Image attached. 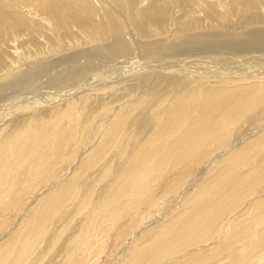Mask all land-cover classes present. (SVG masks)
I'll use <instances>...</instances> for the list:
<instances>
[{"label": "bare ground", "instance_id": "6f19581e", "mask_svg": "<svg viewBox=\"0 0 264 264\" xmlns=\"http://www.w3.org/2000/svg\"><path fill=\"white\" fill-rule=\"evenodd\" d=\"M3 1L4 0H0V43L4 44H8L11 41H15V43H24L27 40L28 43H35L36 40L33 39L34 36H46V32H50L57 38L59 41L58 46L61 48V45L66 44L68 40L71 42V39L74 38L73 30L78 28L83 30L85 36L91 38L92 42L96 44L95 50H97V56L103 59L110 58L113 60L119 58H128L129 56H141L150 61L149 62L147 60V64L150 65L151 63L150 67L152 66V71L154 68L158 67L152 62H163L161 59L163 56L169 58L175 55V53H185V51L191 52V50L204 51L205 48H209L214 44H219L224 49H233L239 54H248L253 49L264 50V13H262L264 8V0H205L207 7L206 9L202 8V12L205 13V20L215 19L220 22L221 28L217 30H202L200 27L202 20L192 14L193 6L195 4L198 5V2L203 0H97L99 3L98 6H95V3H93L91 0H29L33 5L28 10V15H30L32 18L25 16V14L21 17L19 15L20 13L18 14L17 12L14 15L6 13L4 16H2L4 9L7 8L4 6ZM7 1H13L18 6L19 2L22 3L21 0ZM23 1L26 2L27 0ZM11 2L8 4V6L11 5ZM144 3H146V6L141 7V5ZM236 10L241 13V23L246 25V32L244 33H239L232 30V16ZM174 11L180 13L179 19H175L176 24H179L180 30L177 35L172 36L174 38L169 37L168 39L156 37L149 40L142 38L145 37L144 35L147 34V30L151 26H156V30H161L162 27L166 25L169 18H171V15ZM195 30L199 31L194 33ZM175 38L179 40V44L175 43V41H177ZM20 39L22 41H19ZM85 54L86 53H83V55ZM223 56H215L216 58L210 57L206 59L202 58V61L198 60L196 62H192V65H197L196 68H198L201 64L202 66L203 64L208 65V68H206L204 65V70L201 69L203 67L199 68L200 71L197 70L195 72L193 70L195 74L190 80L188 79L190 74L192 75L193 71H187L186 68L179 69V67H176L178 70L175 68V70H171L172 73L175 71L182 73L179 75L181 76L180 85L174 86V80L172 81L170 77L164 78L163 75L156 73L159 70L158 68L154 73H151L152 71L150 70L151 74H149V76L141 79L135 78V81L142 85L140 89L141 95H138L135 99L132 98L133 100L131 99L129 102H127V105L124 104L126 106L123 108L124 111L120 109L117 111L115 110L113 116L108 117L107 120L104 119L106 121H103V119L98 121L101 124L100 126L105 125L103 127H105L106 132L109 134L108 140L113 141L111 143L107 141L108 143L106 142L100 144L99 146H95L93 152L88 155L85 160L82 161V163L81 160L84 157L80 155L78 157V161L80 163L76 164V166H74L72 169L70 179L59 189L54 190L45 200V202L41 204V206L37 207V205H35L33 208H31L29 217L31 218L33 215L31 222L33 221L32 223L34 226L32 227L34 228L33 230L30 228L31 230L29 231L34 232L29 233L28 230L23 232L22 229L25 227H21L22 229L18 227L17 231H22L20 234L21 236H18L21 238L24 237L25 242L22 238L24 242V248L23 246L21 247L23 248V252L22 249H20L22 252L21 257H16L17 260L13 259L14 262L16 261L15 264H21V259L26 258V255L35 249L36 241L34 238H32V236L36 235L38 237L39 233L37 232H39V223H46V225H43L44 227L47 225V227H49L52 224L51 227L54 225L52 230L55 229L57 222H59L56 218L57 210L65 206L72 196L74 198V194H76L80 189L82 190L85 188L86 182L94 175L93 171H97V169L101 167L100 173L102 172L106 182L105 184L100 185L99 188H102V190L107 188L102 194L103 203L104 200L107 202L105 203V205L107 204L106 206L103 205L105 210L102 212L106 214L109 212V214L112 215L109 217V221L111 220V223L108 224V226H106L104 221L95 225L96 230L94 231L93 236L94 239H96L97 232L100 233L101 236L106 231L108 233V231L118 224L119 220H121L123 217V211L124 213L126 211L125 214L127 216H129L132 212H135L136 214L139 212V210L142 212V206L144 203L146 204L145 201L148 200H146L147 196L145 195H151V192H154L153 190H155L154 188L152 189V187L157 186L159 182H164L163 176L165 174V176H168L172 173H175V171L178 169L177 167H179L181 164L189 162V160L191 161L195 157L197 158V155H199L202 149L205 147L211 148L212 145H218L222 148L226 146L227 142H229V140L232 139V136L234 137L235 135L233 131H235V129L239 126H245L247 123L250 124L253 129H250V131L249 129L247 130L249 132L242 138L244 141H237L238 143H236V145L234 144L227 154L220 153L217 157H215V159L211 157L214 160L210 162L208 167H204V169H202L200 172L197 170L199 172L197 178L199 179L197 180L196 178L195 180H192L195 183L193 185L190 184L193 189L195 188V191H193L194 194H192L189 198H185L188 191L186 192L184 187L182 188V186L175 184L170 186V189H167L168 191L163 193L164 200H168L170 197L173 199V197L176 196V201L178 199H182L184 201V198L185 201L186 199H188L187 201H191L189 211H185L183 218L177 216L178 218L175 219L174 212L177 210V208H175L177 205L174 208H168L169 210L166 211V205L160 204V202L158 203L160 205L158 206L157 210L154 211L160 215L162 213L161 210H165L163 215H160L161 217L159 216V218H154V220H152L153 215L148 214L147 212L144 217H142L143 214L139 215L140 212L137 214V216L139 215L140 221L142 218H145L146 220L150 219L149 224H144L143 228H141V231L139 232H137L139 225L129 229L132 230L130 236L135 233V237L134 239L129 240L130 245L127 247V249L124 247L121 252H119L121 257L119 263L117 264H177L178 262L184 261L186 258L191 257L192 254H197L203 251H209L208 255H205L206 257L204 260L202 259L203 261L200 263L191 262V264H264V229H261V232L255 234L256 225L264 226V68H262L263 70H257L255 68L239 69L237 68L239 61L237 58ZM187 62L189 63V61ZM257 63L258 62H256V64ZM148 65H146V67H148ZM231 65H233V67H231ZM80 66L82 65L80 64ZM67 67L68 66L65 68L68 71ZM171 67L173 68V66ZM8 68L11 70V64L3 56H0V74L5 72ZM45 68L46 67H44V69ZM62 68L63 66L61 69ZM205 69H207V71H205ZM104 70L102 71L104 72L103 74L102 72L97 75L95 73V76L92 80L94 81L93 85L96 83V79H100L97 82L99 83L102 80V76L106 75ZM8 73L11 75L10 71ZM21 73H19V76H21ZM58 74L61 75L60 73ZM230 74L238 76L233 86H229L230 82L225 81L223 84H221V87L225 84L229 88L224 87L217 91H204V83L206 84L209 81H215L221 78V76L225 77L229 76ZM251 74H255L254 76H257L255 84L244 85L240 83L243 80L241 79L242 76H248ZM126 75L127 79L131 76V74L130 76H128V74ZM22 78L23 77H21V79ZM18 79H20V77H18ZM47 79L48 78H46V80ZM195 79L198 80L195 81ZM92 81L89 82L91 83ZM194 81L198 83L195 84L197 85L198 89H193V87L190 86ZM7 84H3L2 89H6V86L8 87ZM75 86L76 85L69 87L71 89L66 88V92H72L75 90ZM173 86L175 87L174 90H167L169 87ZM10 87L12 89L13 85ZM91 88L92 86L90 87V91ZM87 89L89 88L81 87L79 90L82 91L78 92L83 93L84 91H87ZM188 91H190L189 94ZM75 92H72L71 95H74L73 93ZM191 94H193V97ZM35 103L37 102H34V104ZM68 107L69 108H67L64 113L61 112L64 114V116L62 115L58 117L59 119L57 118V120L60 121L55 124L57 128L54 130L55 132L53 131V140L50 139L52 138V133H50V130L42 129L40 138L41 141L38 143V145L41 146L40 149H52L54 151L55 146L62 147L64 145L66 134L72 129L70 123L66 124L67 116L68 118H72L73 122H77L75 118L71 117L70 105ZM11 110H13V108L10 109V111ZM6 115H8V113ZM241 128L243 129V127ZM147 130L149 133H151L150 137L147 139L146 136L145 138L141 139V135L143 137L146 132L148 134ZM30 133L29 130L26 132V134ZM21 134L22 133H19L17 137H15L13 144L18 143V141L22 139ZM93 135L94 133H91L90 139H92ZM33 138L35 141V136ZM100 140L101 139H99V141ZM54 141L57 143L55 146ZM43 144L46 145L45 148L42 146ZM77 144L81 145V142L78 141ZM1 145L2 144H0V172L1 168L2 170H6L1 166L2 164L5 162H11L10 157L6 156L8 152L6 147L7 144L4 151V146ZM239 145L244 146L239 149L237 148ZM15 148L16 145L12 151ZM125 148L127 149L125 150ZM215 148H217V146ZM19 152H21V150ZM84 153H86V151ZM40 154L43 155L44 151L43 154L42 152ZM40 154L38 155L40 156ZM212 154H214V152L211 153V155ZM29 155L32 156L31 154ZM52 155L53 156H48L47 154L50 159L44 160L43 158V162L52 160L51 157H55L53 153ZM248 158L249 161H251V167L243 173L237 172L238 170L236 168L241 166L242 163H244ZM53 161L55 162V160ZM202 162L200 163L201 165L204 164V162L203 164ZM12 165L10 164V166ZM40 165L42 167V164ZM211 165H213V167L217 166L222 169L216 178L211 176L208 172V168L211 167ZM47 166H49V164ZM33 167V169H37L35 166ZM13 169V167H7V172L0 173L1 192L4 191L2 189L3 187L10 188V185H7L8 181H6V179L8 177H12L14 172ZM37 170H39V168ZM31 172L33 173V171ZM87 173L88 176H86ZM89 173L93 175H89ZM112 173L114 176L111 178L109 174L111 175ZM191 173L192 175L195 174L193 172ZM234 173L235 175H233ZM43 174L45 175V172ZM187 174L188 173H186V175ZM116 176L117 181H114ZM47 177H49V175ZM226 178H229V180H227L225 185V181L223 184L217 183L220 180ZM97 179H99V177ZM184 180L188 181L185 178ZM10 182L11 181L9 180V183ZM99 182L100 181L98 180V183ZM94 185H89L86 187L91 188L93 194L97 190V185L99 184L95 185V187ZM121 186L122 188L125 186L127 190H125V192L121 191ZM113 189L114 193L111 197L113 198L115 193H118L119 198H117L114 203H111V197H108V191L113 192ZM61 190L62 192H60ZM1 192L0 194H2ZM90 194L92 193L90 192ZM155 194L156 193H154L152 197ZM159 198L163 197L161 196ZM150 201L153 203L154 200ZM246 201H248V206L242 209ZM110 203L112 205H110ZM147 204L145 206L149 207L148 210H151L150 205L148 204L149 206H147ZM109 205L111 206V210H109ZM134 206H137L138 209L134 210ZM180 207L181 206H179L178 210L184 207V205H182L181 208ZM112 208L115 211H112ZM36 209L37 211L35 214H32ZM250 209H253L251 213L249 212ZM148 212L150 213V211ZM170 214L172 216L170 223H173L166 226L163 221L167 217H170ZM150 216L151 218H147ZM133 219H131L130 222H132ZM225 220L228 221L226 222L225 226L220 229L221 224H223ZM261 220L263 221L261 222ZM60 221L62 220L60 219ZM94 222L96 221L94 220ZM162 222L163 224L158 228L159 223ZM25 224L22 226L28 225V223L27 225ZM158 230L160 231L159 234L157 233ZM154 231H156V235L153 234ZM231 231L233 233H231ZM13 232L14 231H12V233ZM40 233L42 234V230ZM22 234L27 235L23 236ZM40 235L39 238L43 237L42 239H45L43 234L41 237ZM16 237L17 236H14L12 239L14 240ZM26 237H31V240L27 239ZM137 238L143 241L136 249H133L134 247H132V245H134L133 243L136 242ZM257 238L258 240L256 241ZM226 240L228 242L225 245ZM103 244L102 242L101 244L99 243L96 251H100ZM1 247L3 248V251L0 252V264H5L2 259H5V257L8 256L4 255L3 252L12 247H10V245L8 247L7 244L2 245ZM39 253L42 254V252ZM178 253L185 254L175 258V255ZM7 259H9V257ZM27 261L28 260H26V262Z\"/></svg>", "mask_w": 264, "mask_h": 264}, {"label": "rangeland", "instance_id": "374dc122", "mask_svg": "<svg viewBox=\"0 0 264 264\" xmlns=\"http://www.w3.org/2000/svg\"><path fill=\"white\" fill-rule=\"evenodd\" d=\"M21 1H22V3L18 1L19 2V6H18L13 1L11 2V1L4 0L3 1L4 6L7 8L4 9L2 16H4L6 13L14 15L17 12L18 14L20 13L19 15L21 17L24 16V14H25V16H29V18H32L30 15H28L29 14L28 10L32 7L33 4L29 0H27L26 2L23 0H21ZM91 1L93 3H95L94 4L95 6L99 5L97 0H91ZM10 2H11V5L8 6V4ZM145 6H146V3L141 5V7H145ZM206 7H207V3L205 2V0L199 1L198 5L195 4L193 6V13L192 14L194 16H196L197 18L202 20V23L200 26L201 29L202 30L203 29H206V30H211V29L215 30L216 29L217 30V29L221 28V23L218 22L217 20H215V19H209V20L206 19L205 20V17H204L205 13L202 12V8L206 9ZM262 13H264V8L262 10ZM179 17H180V13L174 11L171 15V18H169L166 25H164L161 30H156V26H154V27L151 26L148 28L147 34L144 35L145 37H142V38L145 40L153 39L156 37H163V38L169 39V37L177 35L179 33L180 27H179V24H176L175 19H179ZM232 18H233L232 30L237 31L239 33L246 32V25L241 23V13L238 10L235 11ZM202 30H200V31H202ZM197 31H199V30H195L194 33H196ZM73 32H74V38L71 39L72 43L70 42V40H68V42L66 41L67 42L66 44L61 45L62 46L61 48H60V46H58L59 41L57 40V38L54 35H52L50 32L49 33L46 32V36H39V37L34 36L33 39L36 40L35 43H28L27 38H26L27 41L24 40V41H26L24 43H22V42H16L15 43V41L9 42L10 44L9 43L8 44L7 43H5V44L0 43V56H3L11 64V70L8 68L9 70L7 69L5 72H2V74H0V78H2V79H0V81H1L0 82L1 83L0 89H2L3 84L9 83V84H7L8 87L6 86V89L5 88L2 89L3 91H6V92H3L2 90H0V97H1L0 98L1 99L0 100V144H2L1 146H4L3 151L7 147L8 152H7V154L5 152V154L7 157H10V160H11V162H9V163L5 162L4 164L1 165L6 170H2V168H1L0 173L7 172V167H13L14 168L13 169L14 172H13L12 177H10V178L8 177L6 179V181H8L7 185L8 186L10 185V188L9 187H3L2 189L4 191H2V192L0 191L2 193V194H0V200H1V202H0V252L3 251V248L1 246L4 244H7L8 247H9V245H10V247H12V248L8 249L9 251L5 250L3 252L4 255L8 256L10 259V260L7 259L8 257H5V259L3 258L2 261L5 262V264H15L16 261L14 262V260L15 259L17 260V258L21 257V254H22L23 248H24L25 239H24V237H22L24 239V242H23V239L20 237L21 236L20 234L22 231L25 232L27 230L28 231L31 229L33 230V228H34V227H32V226H34V224L32 223L33 221L31 222L33 215L31 216V218L29 217V214L31 213V208H33L35 205H37V207L41 206V204L43 202H45V200L50 196V194L54 190L59 189L65 182H67L70 179L72 169L74 168V166H76V164L80 163L78 161L79 160L78 157L80 155L82 157H84L81 160V163H82V161H84L85 158L93 152L95 146H97V145L99 146L100 144L106 143L107 141H109L110 143L113 141V140H108L109 134L106 132L105 127H103L105 125L100 126L101 124L98 121L102 120V119H103V121H106L108 119V117H111L114 115L115 110L117 111L120 109V110L124 111L123 108L126 107L125 105H127V102H129L132 98L135 99L138 95H141L140 89H141L142 85L140 83L136 82L135 78L141 79V78H144L146 76H149V74L156 72V70L158 68L159 70L156 73H158L159 75H163L164 78L170 77L172 81L174 80V86L180 85L181 76H179V75L181 72L178 73L175 71L172 73L171 70H175V69L178 70V68H176V67H179V69H182V68L185 69L186 68V70L187 71L189 70L190 72H192L193 70L196 72L201 67H203L201 69L204 70V65L206 68H208V65L203 64V66H202V64H201V65H199L198 68H196L197 65L196 64L192 65V62H196L198 60L200 61L202 58H205V59L210 58V57L216 58V57H221L223 55H224L223 57L227 56V57H231V58H237L239 60L238 64H237V66H238L237 68H239V69H247V68L248 69L249 68L254 69L255 68L257 70H263L262 68H264V64H263L264 63V50H262V49L261 50L255 49L256 51L253 49L248 54H239V53H236L233 49H229L230 50L229 51L228 49L222 48L219 44H217V45L214 44V45L210 46L209 48L208 47L205 48L204 51L203 50H201V51H192L191 50V52L185 51V53L184 52L183 53L181 52L178 54L175 53V55H173L169 58H166L163 56V57H161V59L163 60L164 64L162 61L161 62H152L151 61L152 63H155L154 64L155 66H158V67L154 68L152 71V69H151L152 66L150 67L151 63H150V65L147 64V62L149 60L144 58V57H141V56L140 57L139 56H129L128 58H119V59H114V60L110 59V58L103 59V58L97 56L98 55L97 50H95L96 44L94 42H92L91 38L85 36V33L83 30L76 28L73 30ZM172 38H174V37H172ZM175 40H177V39L175 38ZM19 41H22V40L20 39ZM182 42H180V43H182ZM175 43L179 44V40L175 41ZM89 45H91V46H89ZM78 50L80 51V53ZM83 50H87V51H83ZM205 50H209V51H205ZM231 50H233V51H231ZM62 52H64L65 54ZM76 53H78V54H76ZM83 53H86V54L83 55ZM72 54H74V55H72ZM79 54H81V55H79ZM92 57L96 58V59H93ZM77 58H78V61H77ZM187 61H189L190 65ZM82 62H84V63H82ZM256 62H258L257 63L258 65L256 64ZM71 64L73 67L71 66ZM80 64L82 66H80ZM146 65H148V67H146ZM49 66H50V69H49ZM62 66H63V68L61 69ZM66 66H68L67 67L68 71L65 68ZM113 66H115V67H113ZM171 66H173V68ZM251 66H252V68H251ZM44 67H46V68L44 69ZM55 67H56V69H55ZM75 67H76V69H75ZM231 67H233V65H231ZM162 69H163V71H162ZM42 70H44V71H42ZM103 70L106 72L105 73L106 75L102 76V80L99 83H97V82L100 79H96V83L93 85L94 81H92V80H93V77L95 76V73H96V75L100 74ZM203 70H201V71H203ZM9 71L11 72V75H9V73H8ZM37 71H38V73H37ZM98 71H100V72H98ZM194 71L192 72V75L190 74L188 80L193 78V76L195 74ZM205 71H207V69H205ZM47 72H49V73H47ZM137 72H140V73H137ZM19 73H21V76H19L20 75ZM58 73H60L61 75H59ZM103 73L104 72H102V74ZM126 74H128V76H130V74H131V76L128 77V79H127ZM48 75H50L51 77ZM135 75H137V76H135ZM254 75L255 74H253V75L251 74L248 76H242L243 78L241 77V79H243V80L240 83L244 84V85L255 84V80L257 79V76H254ZM132 76H134V77H132ZM18 77H20V79H18ZM21 77H23V78L21 79ZM86 77H88V78H86ZM248 77H250V78H248ZM46 78H48V79L46 80ZM72 78H74V79H72ZM237 78H238V76H236L234 74H230L229 76H225V77L221 76V78H219L215 81L213 80V81L207 82L206 84L204 83L203 84V88L205 89L204 91L205 92L206 91H217L220 88L227 87L225 84L221 87V84H223V82H225V81L230 82L229 86H233L235 84V81L237 80ZM239 78H240V76H239ZM5 79H7V80H5ZM197 80L195 79V81H197ZM247 80H250V81H247ZM19 81H22V82H19ZM89 81H92V82L90 83ZM195 81L190 86H192L193 89H195V88L198 89L197 85H195L198 83H196ZM72 82H75V83H72ZM124 82H126V83H124ZM78 84H80V85H78ZM12 85H13V87L11 89L10 86H12ZM57 85H58V87H57ZM67 85H69V86H67ZM74 85H76L74 88L75 90H73L72 92L76 91L77 93L76 92H75L76 94L73 93L74 95H71L72 92L67 93L66 88H69V87L74 86ZM91 86H92V88L90 91ZM174 86L169 87L167 90H171V89L174 90V88H175ZM79 87L80 88L86 87L89 89H87V91H84L83 93H80L82 90L80 91ZM227 88H229V87H227ZM69 89H71V88H69ZM78 91H80V92H78ZM189 92L190 91H188V94H189ZM191 96L193 97V94H191ZM34 102H37V103L34 104ZM69 105L71 107V110H70L71 117L75 118L77 120V122L76 123L73 122V119L68 118V116H67V118H66L67 122L66 121L65 122H66V124L70 123L72 129L67 132L66 138L64 140V145L62 147L61 146H59V147L55 146V145H57V143H56V141H54V146L56 147V149L54 147V151L52 149H42V148H41L42 149L41 150L40 149L41 146H39L38 143H39V141H41L40 138H41L42 129L50 130V133H52V138H50V139L53 140L54 139L53 131L56 130V128H57L55 124H57L60 121V120L58 121L57 118L59 116H62V115L64 116V114H62V113H64L66 111V109L69 108L68 107ZM9 108L10 109L13 108V110L10 111ZM7 113H8V115H6ZM104 113H107V114H104ZM104 119H106V120H104ZM72 123H75V124H72ZM54 125H55V128H54ZM241 127H243V129ZM93 129H95V130H93ZM248 129H249V131H250V129H253L250 126V124H248V123L245 126L237 127L235 129V131H233L235 134L234 137L232 136V139L229 140L230 143L227 142V144H229V145L226 144V146H224L222 148L219 147L218 145H212V147H211L212 149L205 147L200 152V154H199L200 156L197 155V158L195 157L191 161L189 160V162L181 164L179 167H177L178 171L176 170L175 173L171 174L172 176L171 175L165 176L166 175L165 174L163 176L164 182H162V183L159 182V184L157 186L152 187V189L154 188L155 190H153L154 192H151V195L150 194L145 195V196H147L146 200L148 199L145 202H146V204L148 203L150 205L151 210H148L149 207H146L145 206L146 204L144 203V205L142 206L143 209L141 208L142 212H140V210H139L140 213L138 212L139 215L143 214L142 217H144L145 214L148 213V214L153 215L152 220H154V218L155 219L159 218V216L163 215V213L165 212V210L164 211L161 210L162 213L160 215L155 212L160 204L166 205V209H167L166 211L169 210L168 208H170V207L174 208L176 205L177 206L175 208H177V210H178L179 206L182 207V205H184V207H182V208L180 207L181 208L180 210H178V211L176 210V212H174L175 219L178 217L183 218L185 211H189V207H190V203H191V201H187L188 199H186V201H185V198H187V197L189 198L192 194H194L193 191H195L194 190L195 188L193 189L190 185V184L193 185L195 183L192 180H195L197 178V176L199 175V172L202 171V169H204V167H208L210 162H212L215 159V157H217L220 153L227 154L229 152L230 148L234 144L236 145V143L244 141V140H242V138L249 132V131H247ZM28 130H29V133L31 132L30 134H26V132ZM19 133H22L21 134L22 139L19 140L18 143L13 144L15 137H17V135ZM91 133H94L93 137L91 136L92 139H90ZM148 134H149V136H148ZM148 134L146 132L144 134V136L142 137V135H141L140 138L143 139L147 136V139H148L150 137L151 133H149V131H148ZM25 135H26V137H25ZM34 136L36 139L35 141L33 140ZM50 136H51V134H50ZM99 139H101V140L99 141ZM78 141L81 142V145L77 144ZM82 142H83V144H82ZM216 143H219V142H216ZM6 144H7V146H6ZM15 145H16V148L12 151V149L14 148ZM42 146L44 148L46 147L45 144H43ZM216 146H217V148H215ZM243 146L244 145H239V146H237V148L240 149ZM87 148L89 151L87 150ZM126 149L127 148H125V150ZM214 149H216V150H214ZM20 150H21V152H19ZM36 150H37V152H36ZM43 151H44V154H43ZM50 151H51V153H50ZM85 151H86V153H84ZM33 152H35V153H33ZM41 152L43 155L40 154ZM213 152H214V154L211 155V153H213ZM52 153L54 154L55 157H51V156H53ZM29 154H31L32 156H30ZM38 154H40V156ZM47 154H48V156L51 155L50 157L52 160L43 162L44 160L50 159L47 156ZM13 156H14V158H13ZM36 156H38V157H36ZM211 157H213L214 159ZM36 158H38L39 160ZM43 158H44V160H43ZM249 158L246 159L245 162L242 163L241 166H238L236 168L238 170L237 172L243 173L251 167V161H249ZM256 158H257V156H256ZM103 159H104V156H103ZM35 160L36 161L38 160L37 161L38 163ZM53 160H55V162ZM209 160H211V161H209ZM202 161L204 162V164ZM206 161H207V163H206ZM201 162L203 165L200 164ZM47 163L49 164V166H47L48 165ZM10 164L11 165L13 164V165L10 166ZM40 164H42V167ZM44 164H47V165H44ZM193 165H196V166H193ZM33 166H35V168H37V169L39 168V170L33 169L34 168ZM220 166H222V165H220ZM193 167H195V168H193ZM100 168L97 169V171H93L94 175L89 173V175H93V176L90 177V179L86 182L85 188L82 190L80 189L81 191L79 190L77 192L78 194L77 193L74 194V198L72 196V198L69 200V202L66 203L65 206H63L64 208L61 207L57 210L56 218L58 219L59 222H57L54 230H52L54 227V225H53V227H51L52 224L49 227H47L48 225L45 227L43 226V225H46V223H39L38 224V231H39V232H37V233H39L38 237L36 235L32 236V238H34L36 241V245H35L36 247L34 250H32L31 252H29L26 255V258L21 259V261H22L21 264H32V263L33 264H65V263L66 264H117V263H119L120 257H121V255H119L120 254L119 252H121V250L124 247H126V249H127V247L130 245L129 240L134 239V237H135V233H133L130 236L132 230H129V229L131 227L139 225V227L137 228V232H139V231H141V228H143L144 224H149L150 219L146 220L145 218H142V219L140 218L141 219V221H140L139 215L137 216L138 213L135 214V212H132L131 213L132 215L130 214L129 216H127L125 214L126 211H125V213L123 211V214H122L123 217L121 218V220H119L118 224L115 227H113L110 231H108V233H107V231L104 232V234L101 233V234H103L101 236H100V233H98L96 231L97 232L96 239L97 238L98 239L97 240L94 239L93 233L96 230L95 225L104 221L106 223V226H108V224L111 223V220L109 221V219H110L109 217L112 216L111 214H109V212H107L108 214L102 212L105 210L103 205H105V203H107L106 200H104V203H103L102 194L106 191L107 188H104L105 191L102 190V188H99L100 185H103L106 182L104 180V176L102 175V172L100 173ZM221 170L222 169L220 167H217V166L213 167V165H211V167L208 168L209 174L215 178L217 177V175L219 174V172ZM15 171H16V173H15ZM31 171H33V173ZM44 172H45V175L43 174ZM46 172H48V173H46ZM185 172L188 174L186 175ZM191 172H193L195 174L192 175ZM10 173H12V172H10ZM33 175H34V177H33ZM41 175H43V176H41ZM48 175H49V177H47ZM233 175H235V173ZM86 176H88V173L86 174ZM109 176L112 178L114 175L112 173L111 175L109 174ZM117 176H119V175H117ZM117 176L114 178L115 179L114 181H117ZM187 176H188V178H187ZM98 177H99V179H97ZM183 177L186 180H188L189 177H190V179L188 181H185ZM229 178L220 180L217 183L223 184L225 181V183H224V185H225L227 183V180H229ZM198 179L199 178H197V180ZM9 180L11 181L10 182L11 184L9 183ZM98 180L100 181L99 183H98ZM165 180H166V182H165ZM178 180H179V183H181L183 185L179 184ZM172 181H173V183H172ZM4 184H5V182H4ZM94 184L95 185L99 184V185H97L98 186L97 190L93 194L92 189L86 188V187L89 185L90 186L94 185ZM174 184L182 186V188L184 187V190L186 192L188 191L187 195L184 198V201L182 199H178L176 201V199H177L176 196H175L176 198L173 197V199H172V197H170L171 199L168 198V200L167 199L164 200V194L163 193L168 191L167 189H170V186H172ZM95 185H94V187H95ZM121 189H122L121 191H124V192H125V190H127V188H125V186L123 188L121 186ZM7 192H9V193H7ZM60 192H62V190ZM90 192L92 194H90ZM113 193H114V189H113V192L108 191V197H111L113 195ZM129 193H130V191H129ZM154 193H156L155 194L156 196L154 195L152 197V195ZM119 194H120V191H119ZM89 196H91V197H89ZM114 196H113V198L112 197L110 198L111 203H114V201L117 200V198H119L118 193H115ZM116 196H118V197H116ZM161 196L163 198H159ZM120 197H121V194H120ZM151 197L152 198L155 197V198L152 199ZM81 198H83V199H81ZM155 199H156V201H155ZM150 200H154L153 203ZM162 200H164V201H162ZM167 201L169 202V204ZM156 202H157V204H156ZM159 202H160V204H158ZM174 202L178 203V204H175ZM111 203H110V205H112ZM148 204H147V206H149ZM110 205H109V210H111ZM247 206H248V201L245 202V205H243L242 209L247 207ZM80 208L82 209V211ZM133 208H134V210L138 209L137 206H134ZM152 209H153V211H152ZM164 209H165V207H164ZM67 210H69V211H67ZM36 211H37V209L34 210V212L32 214H35ZM112 211H115V210L112 208ZM148 211H150V213ZM251 211H253V209L249 210L250 213H251ZM169 213H172V212H169ZM105 215H106V218H105ZM133 215H134V217H133ZM170 217H167L163 221L166 226L173 223V222L170 223V221L172 219L171 214H170ZM147 218H151V216L147 217ZM60 219L62 221H60ZM131 219H133L132 222H130ZM94 220L96 222H94ZM152 220H151V222H152ZM228 220H229V218H228ZM228 220H225L223 222V224H221L220 229L225 226V224ZM262 221L263 220H261V222ZM163 222L159 223L158 228L163 224ZM27 223H28V225H27ZM24 224L27 226H22ZM40 224H42V225H40ZM18 227H20V228L25 227V228H23V229L21 228L22 231H20V230L17 231ZM256 227H257V229H256ZM261 229L263 230L264 226L256 225L255 226V234L256 233L258 234L259 232H261L262 231ZM41 230H42V234L45 236V239H42L43 237H41V235H42L40 233ZM12 231H14V232L12 233ZM31 232H34V231H29V233H31ZM157 233L159 234L160 231L158 230ZM157 233H156V231L153 232V234H155V235ZM231 233H233V232L231 231ZM9 235H11V236H9ZM18 235H20V236H18ZM22 235L24 236L25 234H22ZM39 235L41 238H39ZM14 236H17L18 238L16 237L15 238L16 240L15 239L13 240L12 238ZM46 236H48V237H46ZM27 239L31 240V237L30 238L28 237ZM137 239H136V242L133 243L134 245H132V247H134L133 249H136L140 245V243H142V241H143L141 239H138V240ZM257 240H258V238L256 239V241ZM137 241H138V243H137ZM254 241H255V239H254ZM101 242H102V244L104 243L102 245L101 250L96 251L97 246L99 245V243L101 244ZM227 242L228 241L226 240L225 245L227 244ZM136 243H137V245H136ZM22 246H23V248H21ZM204 246H206V245H204ZM10 249H11V252H10ZM20 249H22V252ZM39 252H42V254H40ZM43 252H44V254H43ZM203 252L197 253L198 255L192 254L193 256L191 255V257H189L190 259L186 258L184 261H180L177 264H187V263L191 264V262L200 263L206 257L205 255H208L209 251H203ZM184 254L185 253H178L175 255V258H178L180 255H184ZM198 256H199V258H198ZM35 258L38 262L35 260ZM25 259L28 261L26 262ZM39 259L41 260V263H40Z\"/></svg>", "mask_w": 264, "mask_h": 264}]
</instances>
